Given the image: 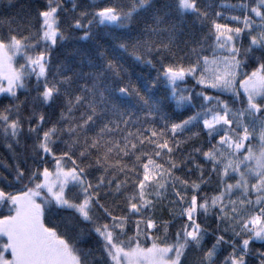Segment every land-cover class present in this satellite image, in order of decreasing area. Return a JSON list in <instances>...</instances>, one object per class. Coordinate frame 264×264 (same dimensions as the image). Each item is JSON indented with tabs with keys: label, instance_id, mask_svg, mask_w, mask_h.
<instances>
[{
	"label": "snow or ice",
	"instance_id": "obj_1",
	"mask_svg": "<svg viewBox=\"0 0 264 264\" xmlns=\"http://www.w3.org/2000/svg\"><path fill=\"white\" fill-rule=\"evenodd\" d=\"M68 2L0 19V139L33 158L0 177V264H264V0ZM97 32L78 67L54 59Z\"/></svg>",
	"mask_w": 264,
	"mask_h": 264
},
{
	"label": "trees",
	"instance_id": "obj_2",
	"mask_svg": "<svg viewBox=\"0 0 264 264\" xmlns=\"http://www.w3.org/2000/svg\"><path fill=\"white\" fill-rule=\"evenodd\" d=\"M43 2V0H40ZM78 7L81 9H88L90 5L93 3L99 4L101 0H76ZM240 0H201V5L204 7L210 14V16L215 11H223L225 16L235 14L230 12L228 8H222V5H231L239 3ZM35 0H15V7L8 8L7 5H0V19L7 21L8 19H12L13 25L16 24H23L27 22V17L29 15H34L35 9ZM71 8V0H69L68 5ZM72 14L70 13L63 21L64 27L67 29L70 21H71ZM177 23H180L177 21ZM0 27H4V25H0ZM183 35L178 37V39H186L191 35L192 37L199 39L202 35L200 30L199 23L193 25L191 18H185L183 21V28H182ZM82 34V33H81ZM111 43V37L104 35L103 32H97L95 40L91 41H81L77 39L70 40L66 43L63 48H60L54 53V59L58 60L62 63H65L68 67L76 68L79 65V61L81 56H86L95 46L103 45L104 47L108 48ZM125 67L128 71L132 74L133 79L136 78V75H149V69L142 65H135L129 59L128 62L125 64ZM194 82L189 80L187 83L182 84L181 87L183 88H193ZM35 95V93H32ZM26 94H20V100L25 101ZM29 109H31V96L27 97ZM4 103H7L5 101ZM28 110H25L23 115H28ZM48 111L50 114H57L58 109H44ZM171 112L172 109L169 108ZM187 135V134H186ZM205 140L201 137L200 140L190 141L184 147L188 150H191L193 143L199 145L200 143H204ZM25 141H22L20 146H17L15 151H10L6 144L0 139V177H7L9 180L13 178V169L19 165L21 168H28L33 166V158L30 149H26L24 147ZM214 186V185H213ZM212 187V186H210ZM169 201L167 199L163 200L162 203H158L155 211L154 216L157 219H169ZM88 241L87 243H90ZM87 243L85 246H87ZM257 247H259V243H257Z\"/></svg>",
	"mask_w": 264,
	"mask_h": 264
}]
</instances>
